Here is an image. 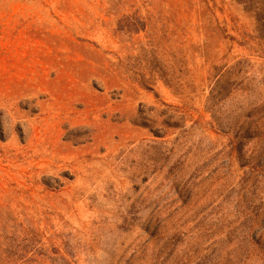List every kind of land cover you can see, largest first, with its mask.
<instances>
[{"label":"rangeland","instance_id":"374dc122","mask_svg":"<svg viewBox=\"0 0 264 264\" xmlns=\"http://www.w3.org/2000/svg\"><path fill=\"white\" fill-rule=\"evenodd\" d=\"M0 264H264V0H0Z\"/></svg>","mask_w":264,"mask_h":264}]
</instances>
